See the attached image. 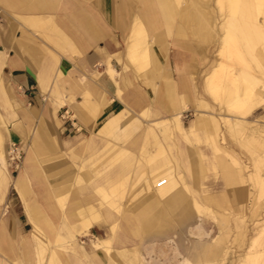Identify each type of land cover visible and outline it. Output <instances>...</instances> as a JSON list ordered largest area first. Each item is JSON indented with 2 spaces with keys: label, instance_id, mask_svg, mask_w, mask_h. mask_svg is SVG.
Returning a JSON list of instances; mask_svg holds the SVG:
<instances>
[{
  "label": "crops",
  "instance_id": "crops-1",
  "mask_svg": "<svg viewBox=\"0 0 264 264\" xmlns=\"http://www.w3.org/2000/svg\"><path fill=\"white\" fill-rule=\"evenodd\" d=\"M198 5L197 0H0V249L4 264H116L108 250L103 252L110 240L94 234L111 227L113 214L105 209L98 218L93 196L76 184L83 175L81 166L95 162L105 149H115L117 162L96 182L112 186L130 171L140 179L138 192L143 193L140 208L134 214L123 213L120 231L113 233L118 243L122 235L144 237L169 227L170 214L182 223L190 215L183 190L199 209L222 204L221 194L191 190L187 177L192 182L195 171L169 141L172 131L178 135L190 128V133L194 131L196 115H203L197 109L204 107L198 96L205 70L202 57L213 36L203 28ZM143 33L152 39L147 49L142 46ZM133 44L149 57L140 70L135 66L142 60L136 64L131 57ZM188 108L194 114L184 128L179 113ZM141 112L161 117L152 123L165 145L157 144L150 129L129 137L134 115ZM203 117L196 129H217L210 116ZM146 136L156 144L153 152L145 148L135 152ZM12 141L23 149L22 168L17 171L6 163V148ZM232 158L221 149L212 159L224 181H228L226 166ZM162 178L164 183L155 186ZM10 185L17 193L16 202L10 199ZM88 215L92 217L85 220L81 234L91 242L90 252L77 242L78 232L73 236V252L65 255L52 247L51 238L59 237L54 228L79 229ZM26 224L35 236L36 258L31 253L32 240L21 233ZM40 228L47 229L46 237ZM206 245L182 260H210L213 254L199 251Z\"/></svg>",
  "mask_w": 264,
  "mask_h": 264
},
{
  "label": "rangeland",
  "instance_id": "rangeland-1",
  "mask_svg": "<svg viewBox=\"0 0 264 264\" xmlns=\"http://www.w3.org/2000/svg\"><path fill=\"white\" fill-rule=\"evenodd\" d=\"M197 2L203 28L213 36L202 57L205 70L201 74L198 96L204 107L197 109L204 116H210L217 129H195L182 135L172 131L169 141L174 144L181 160L195 171L196 177L192 182L187 177L191 190L199 191V194L202 189L211 194H221L223 202L220 206L210 204L199 209L191 202L189 193L183 190L190 215L182 223L170 214L169 227L153 230L144 237L122 235L118 243L113 233L120 231L123 213L134 214L140 208L143 193L138 192L140 179L130 171L124 175L123 181L116 179L112 186L105 181L101 182L103 186L96 182V177L104 175L117 162L115 149H105L106 152L103 151L95 162L81 166L83 175L76 184L82 185L83 191L93 196L92 203L98 209V218L105 209L113 214L111 227L94 234L110 240L108 252L116 264H184L182 259L201 244L208 245L199 251L213 256L210 260L188 259V264H264V0ZM183 7L189 11L186 3ZM142 39V46L150 47L147 43L152 39L148 34L143 33ZM148 61L149 57L135 68H144ZM193 114L194 110L189 108L180 113L184 128H188ZM134 116L135 125L129 137L150 129L157 144L165 145L159 136L158 126L152 123L161 119L159 115L141 112ZM116 141L121 143L118 139ZM155 145L152 137L146 136L134 151L140 152L145 148L152 153ZM220 148L234 155L231 164L226 166L228 181L223 180L219 168L212 164V159L220 154ZM136 159L144 162L145 158L137 155ZM233 192L237 195L232 196ZM9 194L11 201L16 202L17 193L12 185ZM58 203L62 207L63 198ZM46 214L50 215L48 211ZM90 217L92 215L83 219L79 229L54 228L59 237L54 233L52 247L65 255L73 252L72 240L78 232L77 242L90 252L91 242L87 243L81 234L85 220ZM40 229L42 232L47 230ZM31 230L27 224L21 227L22 235L32 240L31 253L36 258V241ZM67 230L72 232L69 237L62 235ZM42 236L46 237V233ZM106 249L104 247L103 252ZM1 258L0 249V264H4Z\"/></svg>",
  "mask_w": 264,
  "mask_h": 264
},
{
  "label": "built area",
  "instance_id": "built-area-1",
  "mask_svg": "<svg viewBox=\"0 0 264 264\" xmlns=\"http://www.w3.org/2000/svg\"><path fill=\"white\" fill-rule=\"evenodd\" d=\"M6 161L8 167L12 170L17 171L21 168L23 163V149L20 143L12 141L8 144L6 148ZM164 179H159L155 186H160L164 183Z\"/></svg>",
  "mask_w": 264,
  "mask_h": 264
},
{
  "label": "bare ground",
  "instance_id": "bare-ground-1",
  "mask_svg": "<svg viewBox=\"0 0 264 264\" xmlns=\"http://www.w3.org/2000/svg\"><path fill=\"white\" fill-rule=\"evenodd\" d=\"M148 2V1H147ZM149 3V2H148ZM152 6V5H151ZM149 7V6H148ZM150 8V7H149ZM153 10V9H152ZM180 15V14H179ZM150 21V20H149ZM139 24V23H138ZM152 24V23H151ZM150 24V25H151ZM154 26V25H153ZM152 26V27H153ZM149 27V26H148ZM150 28V27H149ZM248 29V28H247ZM140 29H138V30H136L137 32L139 31ZM143 31V30H142ZM140 32V31H139ZM138 32V33H139ZM142 33V32H141ZM140 33V34H141ZM139 35V34H138ZM138 40V39H137ZM143 40V39H142ZM141 44V43H140ZM139 44V45H140ZM140 47H141V45H140ZM143 50V49H142ZM131 57L133 58L132 60L137 64L139 61H143L144 59L146 60V54L144 53V52H141L138 48H137V44H133L132 46H131ZM129 62V61H128ZM180 114V113H179ZM203 115L202 114H197L196 115V118H195V121L192 123L193 124V126L192 127H194V129H196L195 127H200V126H202V120H203ZM177 119V123H179L178 122V118H176ZM172 123H173V119H172ZM177 123H175V124H177ZM191 129V128H190ZM190 129H189V131H190ZM193 129V128H192ZM199 129V128H198ZM188 131V132H189ZM190 133V132H189ZM1 143V142H0ZM0 146H1V144H0ZM0 161L2 162V151H1V148H0ZM33 224V223H32ZM106 243V242H105ZM101 246V245H100ZM106 250H108V249H106ZM183 262V261H182ZM184 264H188L187 263V260H185L184 261Z\"/></svg>",
  "mask_w": 264,
  "mask_h": 264
}]
</instances>
